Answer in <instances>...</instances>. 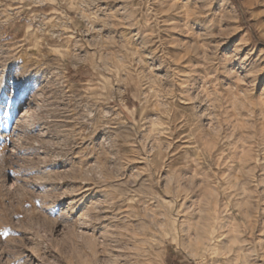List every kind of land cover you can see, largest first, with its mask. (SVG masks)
Here are the masks:
<instances>
[{"label":"rangeland","instance_id":"obj_1","mask_svg":"<svg viewBox=\"0 0 264 264\" xmlns=\"http://www.w3.org/2000/svg\"><path fill=\"white\" fill-rule=\"evenodd\" d=\"M0 264H264V0H0Z\"/></svg>","mask_w":264,"mask_h":264},{"label":"bare ground","instance_id":"obj_2","mask_svg":"<svg viewBox=\"0 0 264 264\" xmlns=\"http://www.w3.org/2000/svg\"><path fill=\"white\" fill-rule=\"evenodd\" d=\"M33 100H34V99H33ZM44 134H45V133H44ZM44 134H43V135H44ZM233 182H234V180H233ZM233 182H232V184H233ZM227 183H228V182H227ZM228 184H231V183H228ZM232 184H231V185H232ZM234 185H236V184H234ZM238 186H239V185H238ZM230 188H231V187H230ZM240 191H241V190H240ZM237 202H238V201H237ZM196 236H197V235H196Z\"/></svg>","mask_w":264,"mask_h":264}]
</instances>
